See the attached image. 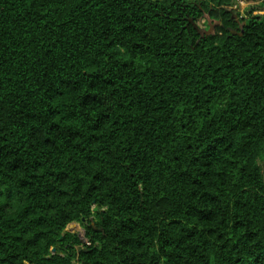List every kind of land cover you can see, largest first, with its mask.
I'll list each match as a JSON object with an SVG mask.
<instances>
[{
    "label": "trees",
    "instance_id": "obj_1",
    "mask_svg": "<svg viewBox=\"0 0 264 264\" xmlns=\"http://www.w3.org/2000/svg\"><path fill=\"white\" fill-rule=\"evenodd\" d=\"M228 1L0 0V264H264V16Z\"/></svg>",
    "mask_w": 264,
    "mask_h": 264
},
{
    "label": "rangeland",
    "instance_id": "obj_2",
    "mask_svg": "<svg viewBox=\"0 0 264 264\" xmlns=\"http://www.w3.org/2000/svg\"><path fill=\"white\" fill-rule=\"evenodd\" d=\"M225 4V9L239 18L247 19L249 13H252L253 16H264V8H262L264 3L262 4L261 0H230ZM204 30L208 31L209 28H204ZM94 212H97V210L94 209ZM69 229L78 230L79 236L84 238V229L79 224H76L74 228L70 225Z\"/></svg>",
    "mask_w": 264,
    "mask_h": 264
},
{
    "label": "water",
    "instance_id": "obj_3",
    "mask_svg": "<svg viewBox=\"0 0 264 264\" xmlns=\"http://www.w3.org/2000/svg\"><path fill=\"white\" fill-rule=\"evenodd\" d=\"M261 1H264V0H261ZM206 18L208 19V22H209V24H210V28H209V30L208 31H206V30H204L203 31V34H207V35H209V34H213L214 33V30H215V27H216V25H220V22H216V25H212V20H211V18H210V16L209 15H206ZM96 210L98 209V208H95ZM76 226V224L75 223H73V224H71V227H75ZM53 252H55V249H53Z\"/></svg>",
    "mask_w": 264,
    "mask_h": 264
},
{
    "label": "flooded vegetation",
    "instance_id": "obj_4",
    "mask_svg": "<svg viewBox=\"0 0 264 264\" xmlns=\"http://www.w3.org/2000/svg\"><path fill=\"white\" fill-rule=\"evenodd\" d=\"M264 2L262 1V4H263ZM262 8H264V4L262 5ZM232 15L233 16H235V19H236V21H242V20H247V19H244V18H239L237 15H235V14H233L232 13ZM212 20V25H216V22H220V25H221V21L220 20H218V19H211ZM209 26H210V24H209ZM216 27H218V25H216ZM215 27V28H216ZM209 28V27H208Z\"/></svg>",
    "mask_w": 264,
    "mask_h": 264
}]
</instances>
